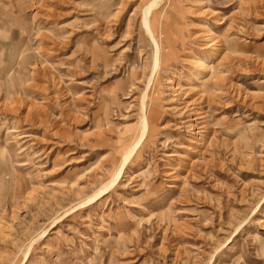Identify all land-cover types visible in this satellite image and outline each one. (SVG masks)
Listing matches in <instances>:
<instances>
[{
    "label": "rangeland",
    "instance_id": "rangeland-1",
    "mask_svg": "<svg viewBox=\"0 0 264 264\" xmlns=\"http://www.w3.org/2000/svg\"><path fill=\"white\" fill-rule=\"evenodd\" d=\"M151 2L0 0V264H264V0H162L155 73Z\"/></svg>",
    "mask_w": 264,
    "mask_h": 264
},
{
    "label": "bare ground",
    "instance_id": "bare-ground-1",
    "mask_svg": "<svg viewBox=\"0 0 264 264\" xmlns=\"http://www.w3.org/2000/svg\"><path fill=\"white\" fill-rule=\"evenodd\" d=\"M162 0H152V2L145 8L144 10V15H143V25L147 31V34L151 37L153 43H154V46H155V53H154V73L158 70V67L160 65V59H161V51H162V48H161V43H159V41L156 39V35L154 33V21L151 20V18L153 17V11L154 9L160 4ZM207 27V26H206ZM204 29V28H203ZM205 30V29H204ZM206 30H209L211 31L209 28H207ZM208 31V32H209ZM206 32V31H205ZM210 33V32H209ZM213 34V33H212ZM153 73V74H154ZM147 129V126L146 124H144V129H143V136L145 135V131ZM133 150L129 153V155L127 156V159L126 161L123 163V166H122V169L124 167V165L127 164V161L129 160L131 154H132ZM121 169V171H122ZM120 175V174H119ZM116 179V178H115ZM117 180V179H116ZM115 181V180H114ZM112 181V182H114ZM111 182V183H112ZM116 182V181H115ZM110 183V184H111ZM109 186V185H108ZM113 186V185H112ZM110 187V186H109ZM102 191V190H101ZM94 200V199H93Z\"/></svg>",
    "mask_w": 264,
    "mask_h": 264
}]
</instances>
